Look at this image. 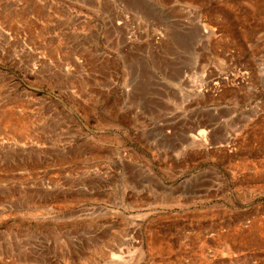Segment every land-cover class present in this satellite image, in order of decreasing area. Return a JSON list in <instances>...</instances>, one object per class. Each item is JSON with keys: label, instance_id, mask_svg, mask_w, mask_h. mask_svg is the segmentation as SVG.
Listing matches in <instances>:
<instances>
[{"label": "rangeland", "instance_id": "obj_1", "mask_svg": "<svg viewBox=\"0 0 264 264\" xmlns=\"http://www.w3.org/2000/svg\"><path fill=\"white\" fill-rule=\"evenodd\" d=\"M0 264H264V0H0Z\"/></svg>", "mask_w": 264, "mask_h": 264}, {"label": "bare ground", "instance_id": "obj_2", "mask_svg": "<svg viewBox=\"0 0 264 264\" xmlns=\"http://www.w3.org/2000/svg\"><path fill=\"white\" fill-rule=\"evenodd\" d=\"M208 140H209L208 132L205 129H201V130L197 131L194 135L192 134V141L193 142H206Z\"/></svg>", "mask_w": 264, "mask_h": 264}]
</instances>
